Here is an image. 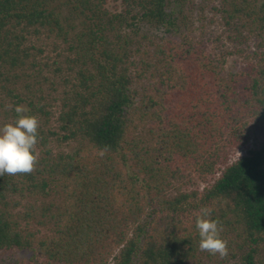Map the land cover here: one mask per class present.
<instances>
[{
	"label": "trees",
	"instance_id": "1",
	"mask_svg": "<svg viewBox=\"0 0 264 264\" xmlns=\"http://www.w3.org/2000/svg\"><path fill=\"white\" fill-rule=\"evenodd\" d=\"M114 1L0 0V126L16 105L40 125L33 170L0 176V264H264V141L233 158L264 122V0L214 8L255 46L218 57L190 0ZM202 207L224 257L198 247Z\"/></svg>",
	"mask_w": 264,
	"mask_h": 264
},
{
	"label": "clouds",
	"instance_id": "2",
	"mask_svg": "<svg viewBox=\"0 0 264 264\" xmlns=\"http://www.w3.org/2000/svg\"><path fill=\"white\" fill-rule=\"evenodd\" d=\"M13 110L16 114L14 121L0 126V176L30 173L38 157L40 125L37 116L29 114L23 105L14 106ZM221 227L210 209L202 207L199 210L195 228L201 251L220 257L228 254V242L221 235Z\"/></svg>",
	"mask_w": 264,
	"mask_h": 264
},
{
	"label": "rangeland",
	"instance_id": "3",
	"mask_svg": "<svg viewBox=\"0 0 264 264\" xmlns=\"http://www.w3.org/2000/svg\"><path fill=\"white\" fill-rule=\"evenodd\" d=\"M220 1L221 0H190V6L194 8L193 13L187 14L190 17L191 23L195 26V28L197 27L199 29L197 34H200L202 25L206 26V36L209 43V50L215 56L218 57L220 55L225 54L226 52H235L237 50H245L243 56L248 55L255 48L254 41L252 40L249 43L243 44L241 41L240 43L228 40L229 29L222 21L221 15L215 12L214 10V8L220 6ZM108 7L111 11H114V9L118 7L120 11L122 4L120 1L116 2L114 0H109ZM211 20L215 23H210ZM31 41V45L43 52L39 56V60H41L42 62L49 63L50 65H52L56 61H61L60 56H62L65 51V47L61 43L55 41L52 38H48V36L46 35H43L40 38H33ZM243 56L238 54L228 56L227 63L225 64L226 71L236 72L241 69L244 65ZM57 95V93H53L51 96L52 100L57 98ZM51 105L53 106L52 111L57 116L59 112V102L52 101ZM55 119L56 118H54V120ZM52 125L55 127V121H53ZM262 141H264V122H260L254 125L252 129L251 142L244 148L235 151L233 154V158L236 159L239 156L244 155L248 150L258 147V145ZM40 233L41 235H44L45 231L41 230ZM10 256V254H7L3 258L10 259ZM30 256V253L22 252L18 253L17 255H14L13 258L14 260H19L22 258L28 259Z\"/></svg>",
	"mask_w": 264,
	"mask_h": 264
}]
</instances>
